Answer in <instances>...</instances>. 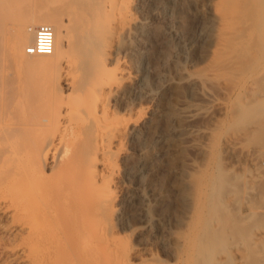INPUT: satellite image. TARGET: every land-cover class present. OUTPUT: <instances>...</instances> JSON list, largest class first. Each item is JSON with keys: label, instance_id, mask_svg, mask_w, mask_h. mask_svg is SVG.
I'll use <instances>...</instances> for the list:
<instances>
[{"label": "bare ground", "instance_id": "obj_1", "mask_svg": "<svg viewBox=\"0 0 264 264\" xmlns=\"http://www.w3.org/2000/svg\"><path fill=\"white\" fill-rule=\"evenodd\" d=\"M158 10L155 0H0V211L27 231L30 264H131L139 248L117 233L115 221L137 237L152 231L150 204L163 203L152 181L161 170L155 159L187 143L204 153L192 139L214 134L200 122L217 104L228 109L205 83L236 63L227 45L239 38L235 25L218 14L226 35L224 45L216 36L214 54L225 61L188 74L182 82L196 99L178 105L171 129L155 130L158 112L143 106L155 98L146 87L149 69L136 56L139 30ZM41 24L53 29V49L30 60ZM205 38L201 32L186 41L191 55ZM257 82L230 89L245 98L232 125L253 126L223 139L226 149L245 151L250 168L219 171L212 198L200 197L198 212L208 208V221L192 231L195 264H264V98L251 95ZM133 215L142 225L132 226Z\"/></svg>", "mask_w": 264, "mask_h": 264}, {"label": "rangeland", "instance_id": "obj_2", "mask_svg": "<svg viewBox=\"0 0 264 264\" xmlns=\"http://www.w3.org/2000/svg\"><path fill=\"white\" fill-rule=\"evenodd\" d=\"M198 3L195 5L193 0H170L169 3L155 0V6H159L158 14L143 21L145 25L139 30L141 39L136 60L140 59L143 66L149 69L146 87L155 96L154 101L149 102L148 99L143 106H155L158 112L155 130H168L174 126L172 117L177 113L178 105L184 100L196 99V93H192L189 85L182 80H186L188 74H200L210 65L215 66L216 59H220L219 65L225 61L221 52L217 53L218 57L214 52L219 45L216 36L221 37V32L224 33L221 20L227 17L224 20L235 25L233 36L239 37L232 40L233 36H225L226 40L230 37L233 41L227 45L234 49L232 63L235 60L236 63L224 77L205 83L220 97L221 102L224 99L228 102V109L217 104L210 117L200 122L213 130L214 136L222 134L218 142L212 135L192 139L196 146L206 148L204 153L187 143L167 160L159 162L155 159V167L160 165L161 170L152 181L155 193L163 197V203L150 204V213L155 215L153 230L137 237L131 226L123 227L118 220L115 221L117 233L132 248H139L138 255L131 257V264H195V233L208 221L205 213L208 208L198 212L200 197L205 194L206 200L212 198L215 191L212 179L219 171L242 175L250 168L245 151L241 148L226 149L223 137L228 131L238 128L248 130L253 126L244 123L232 125L237 107L245 98L244 90L230 92V89L258 77L251 95L264 98V77L257 73L264 70V0H198ZM218 14L223 18L220 19ZM199 32L208 38L195 47L200 55L194 57L192 50L186 47V41ZM222 37L219 40L224 45ZM34 58L37 55L30 60ZM192 164L196 167L192 168ZM14 222L15 218L0 211V264H30L26 248L27 231L16 227ZM130 223L132 226L137 223L142 225L137 215L131 217ZM193 230L195 233H192ZM226 251L229 253L231 249ZM152 254L155 255V262H146Z\"/></svg>", "mask_w": 264, "mask_h": 264}, {"label": "built area", "instance_id": "obj_3", "mask_svg": "<svg viewBox=\"0 0 264 264\" xmlns=\"http://www.w3.org/2000/svg\"><path fill=\"white\" fill-rule=\"evenodd\" d=\"M54 32L52 27L41 25L37 28L34 44L27 49L30 55L50 54L53 49Z\"/></svg>", "mask_w": 264, "mask_h": 264}]
</instances>
